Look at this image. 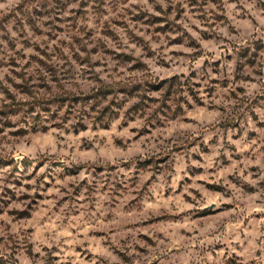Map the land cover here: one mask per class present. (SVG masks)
Listing matches in <instances>:
<instances>
[{
    "label": "rangeland",
    "instance_id": "374dc122",
    "mask_svg": "<svg viewBox=\"0 0 264 264\" xmlns=\"http://www.w3.org/2000/svg\"><path fill=\"white\" fill-rule=\"evenodd\" d=\"M0 264H264V0H0Z\"/></svg>",
    "mask_w": 264,
    "mask_h": 264
}]
</instances>
